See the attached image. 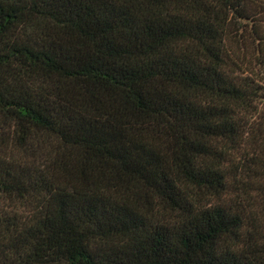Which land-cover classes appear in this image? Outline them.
<instances>
[{"label":"trees","instance_id":"16d2710c","mask_svg":"<svg viewBox=\"0 0 264 264\" xmlns=\"http://www.w3.org/2000/svg\"><path fill=\"white\" fill-rule=\"evenodd\" d=\"M264 0H0V264H264Z\"/></svg>","mask_w":264,"mask_h":264},{"label":"rangeland","instance_id":"374dc122","mask_svg":"<svg viewBox=\"0 0 264 264\" xmlns=\"http://www.w3.org/2000/svg\"><path fill=\"white\" fill-rule=\"evenodd\" d=\"M261 226H262V228H261V235L264 236V222H263V225H261Z\"/></svg>","mask_w":264,"mask_h":264}]
</instances>
